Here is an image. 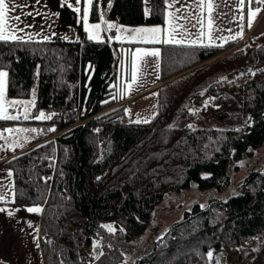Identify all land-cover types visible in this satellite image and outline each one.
Masks as SVG:
<instances>
[{
	"label": "trees",
	"instance_id": "obj_1",
	"mask_svg": "<svg viewBox=\"0 0 264 264\" xmlns=\"http://www.w3.org/2000/svg\"><path fill=\"white\" fill-rule=\"evenodd\" d=\"M49 2L77 40L0 42V70L9 73L6 98L26 101L35 92L31 116L38 109H55L51 120L0 121L37 129L23 132L26 144L8 150L3 166L13 174L8 205L42 208L43 264H87L79 252L95 240L99 247L94 257L103 255L92 264H122L126 259L132 264H214L207 259L208 251L233 249L243 264H264V162L238 190L231 188L240 162L264 145V34L244 50L160 87L156 113L148 123L125 122L123 106H115L118 69L128 64L120 52L140 45L113 42L108 36L91 41L75 12L61 7L59 0ZM148 9L146 16L143 0H93L89 20L163 24V0H148ZM239 42L222 47L157 45L160 82ZM243 69L246 79L238 87L209 85L214 73L230 77ZM199 87H206V96L212 98L206 116L225 121L234 115L239 129L202 124L190 129L183 120L173 124L185 114V99L202 103L203 97L194 95ZM192 186L214 193L207 207L195 205L178 221L156 223L155 213L166 196ZM148 233L151 246L141 254L139 243ZM252 239L254 245L248 247Z\"/></svg>",
	"mask_w": 264,
	"mask_h": 264
},
{
	"label": "rangeland",
	"instance_id": "obj_2",
	"mask_svg": "<svg viewBox=\"0 0 264 264\" xmlns=\"http://www.w3.org/2000/svg\"><path fill=\"white\" fill-rule=\"evenodd\" d=\"M144 5V12L145 8H148V0H143ZM81 12L76 13L77 16L81 17V13L84 7L83 0H81ZM113 23V22H112ZM116 27H119L122 29L121 32L115 33H108V37L111 38L110 40L113 42H119V41H125V42H136L130 39L131 33L127 31H123V29H135L139 26H123L116 24ZM153 26V25H151ZM147 27V25L142 26ZM76 33V32H75ZM39 36V35H38ZM120 36L121 39L117 40L116 37ZM34 38V37H33ZM37 38V37H36ZM41 38V37H38ZM78 38V37H77ZM25 40V39H23ZM41 40V39H40ZM253 41H244L243 43L236 44L233 48H231L229 51L211 59L208 60L200 65H198L195 68H192L172 79H170L169 82H172L174 80L179 79L181 76L185 74H189L192 71L196 70L197 68H204L207 65L211 64L215 60H219L223 58L227 53H234L238 50H244V48L247 45H252ZM137 49H144L139 46L133 48L132 50H126L123 49L122 52V59L125 61V58L128 60L127 66L125 64H122V73L121 76L118 78L117 82V101H123L128 99V101H125L123 105L124 110V117H126V120L128 122L137 123L136 121H140V123H144L145 120L150 121L152 117L156 113V105H157V97H158V91L151 92V93H142L138 94L143 88L146 86H149L150 84L154 83L155 81H160V74H159V64H160V57L154 58L151 56L144 57L143 61H137L134 53ZM125 66V68H124ZM139 67L140 71L139 73L136 72V68ZM246 70L243 69L241 72L233 75V76H227V75H220L217 73H214L210 77V84H215L221 87H238L243 84L244 80L246 79ZM137 75V83H132V76ZM168 82V83H169ZM129 84H131V88H129ZM157 92V93H156ZM201 92L204 93L203 96H201ZM136 95L135 97H132ZM194 95H197L202 98V103L199 105L194 104V100L192 98L185 99L181 105V111H184L185 114H181V116H178L174 121L173 124H180L183 121H186L185 126L189 127L190 129H193L198 124H202L205 127L208 128H221V129H239L240 128V121L236 119L234 115H231V117L225 121H216L214 118L210 116H206V111L209 107L212 105V98L209 96H206V87L198 88ZM132 97V98H131ZM34 96L31 97V99L26 101H32ZM131 98V99H129ZM6 100H11L6 98ZM205 101L208 102L207 107L205 108ZM17 109H19L21 113V117H23V106L18 105L15 108L9 109L10 114H17ZM32 107L29 108V111L31 112ZM193 110L197 111L196 115L191 114ZM14 128V131L12 133L5 132L3 133L1 130L0 132L3 133V137L0 138V191L5 195L7 192L12 191V176L8 177L7 173L10 172L8 169H6L3 166V163L6 161L7 158V151L12 150V148L15 147H23L26 144V136L23 135V132L15 131L16 129H21L20 126H17ZM59 133V132H58ZM58 135L57 133H55ZM54 134V135H55ZM13 141H18L19 144H13ZM26 150V149H25ZM24 149L21 150L23 152ZM264 162V145L263 147L252 157L249 159H244L240 162L239 168L240 170L232 175V185L231 188L234 190H238L241 186L242 181L244 178L250 174L253 171L259 170ZM214 193L212 192H205L200 193L198 192L194 186H192L189 190L183 191L179 194H168L162 204L160 205L159 209L155 213V219L156 223L164 225L169 224L174 221H178L182 218V214L184 211H190L191 208L195 205H198L200 208H206L208 205V199L212 197ZM13 195L11 196V198ZM217 199L219 197H216ZM163 219H165V223L163 222ZM108 225V224H104ZM111 226V225H110ZM107 230V228H106ZM152 236L150 233L146 234L144 238L139 243V253H145L148 251V249L151 246ZM254 240L251 242H248V247H251L254 245ZM98 245L97 241H93V245ZM225 261V264H243L241 255L239 252L235 249L229 251L225 258L223 259ZM94 261V260H93ZM212 262L216 264V254H213V260ZM93 263V262H92ZM91 263V264H92ZM122 264H132V260L126 259L124 263Z\"/></svg>",
	"mask_w": 264,
	"mask_h": 264
},
{
	"label": "crops",
	"instance_id": "obj_3",
	"mask_svg": "<svg viewBox=\"0 0 264 264\" xmlns=\"http://www.w3.org/2000/svg\"><path fill=\"white\" fill-rule=\"evenodd\" d=\"M20 2L26 3L28 7L19 9L16 13H12V14L21 15V18L24 21L23 24H20V27L24 28L25 30L23 32L17 33L19 36L23 37V39L28 40L29 35L34 37L30 41H52V40L75 41L78 39L77 38L78 36L75 33L74 29L70 25H66L60 21L58 9L54 8L50 4L49 0H40L39 4L36 3V0H20ZM216 2L221 5V7L217 9V13H219V15H216V13H214L216 17V25H218L221 30L213 33V40L211 42L208 40L207 13L205 12L203 18L205 35L204 37H202V41H201L204 45H208L209 43H211L212 46L224 45L230 41H234L237 39H240L239 43H243L244 41H248V40L255 41L264 34V5L252 4L250 6L248 4V0H244L243 6L239 4L238 0H227L226 3L225 0H216ZM59 3L61 6L62 0H59ZM186 3L192 5L193 0H186ZM61 7L70 9L66 5ZM176 7H180V5L177 4ZM249 7L253 9H255L256 7L260 8V11L257 14V16L254 18V22L251 27L248 26ZM29 11L33 13L32 16L27 15ZM189 12H191L192 15L195 16V11L192 8H189ZM37 13H39V15ZM165 14L166 13H164L163 24L147 26V27L167 28L168 25L165 24ZM82 15H83V10L81 13V17L79 18L81 20L82 29L85 32ZM241 16H243L244 19L241 20L240 19ZM192 23H194V20L192 21ZM26 24L32 26L25 27ZM88 24L93 25L97 23L90 22L88 18ZM108 24L115 25V23L107 22V21L100 24L101 25V29L99 32L100 42L104 41L106 36H109L108 33L116 32L117 27L108 29L107 28ZM140 27L142 26L136 28H140ZM188 27L191 28V24H189ZM228 29H231V31H228ZM191 30L195 32L197 29H191ZM92 31L93 29L89 27V32L88 33L85 32L87 38L89 33ZM241 32H242V38L236 35L237 33H241ZM45 36L48 37L47 40L43 39V37ZM189 38L195 39V36H191ZM91 41L98 42L96 40H91ZM117 43L122 44V43H131V42L117 41ZM132 43L139 44L140 45L139 47L144 48L145 50L156 49L158 48L157 45H160V44H144L139 42H132ZM122 52H120L121 53L120 56L122 55ZM121 73H122V68L118 69V78L121 76ZM169 81L170 80L165 82L155 81L149 86L143 88L136 95L142 93L155 92ZM136 95L132 97H135ZM125 101H128V99L117 102L115 106L124 104ZM124 121L128 122L126 120V117H124ZM1 124L2 123H0V125ZM2 132L5 133L6 131H2ZM7 159L8 157L5 160ZM0 195L5 196L6 198L5 201L0 202V208H4L6 210L5 212H0V262L4 264H43L41 248H40V221H41L42 211L40 213H30L27 211V208L19 209L9 206L8 203H10L12 200L11 196L13 195V190L11 192L10 191L7 192V194L5 195L0 191ZM13 209H19V211H15L14 215L9 216L7 212ZM29 224H31L32 227H29ZM253 240L254 239L250 241L252 242ZM231 264L234 263L231 262Z\"/></svg>",
	"mask_w": 264,
	"mask_h": 264
},
{
	"label": "snow or ice",
	"instance_id": "obj_4",
	"mask_svg": "<svg viewBox=\"0 0 264 264\" xmlns=\"http://www.w3.org/2000/svg\"><path fill=\"white\" fill-rule=\"evenodd\" d=\"M147 2V0H146ZM227 0H225V3ZM239 4L243 6L244 0H238ZM36 3L39 4L40 0H36ZM163 4L165 7V24L168 25L167 28L162 27H140L135 29H123V31H127L131 33L130 39L139 43L144 44H163V45H173V46H212L211 43L208 45H204L202 41V37L205 35L204 31V13H207V36L208 40L211 42L213 40V33L220 31V27L216 25V15L217 9L221 7L220 4L216 2V0H193V4L189 5L186 3V0H163ZM179 4L180 7H176ZM248 4L251 6L252 4L256 5H264V0H248ZM67 6L75 13L81 12V0H62L61 6ZM84 7H83V15L82 20L84 23V30L86 33L89 32V27L93 29L92 32L89 33L88 39L89 40H96L100 42V29L101 25L99 23L89 25L88 18L91 6L93 5V0H84ZM24 7H28L26 3L20 2V0H0V42L8 43V42H27L23 40V37L19 36L18 32H23L25 29L20 27V24H23L24 21L21 18V15L16 14L13 15L12 13H16L19 9ZM189 8H192L195 11V16L189 12ZM260 8L256 7L255 9L249 7L248 10V26L251 27L254 18L259 13ZM151 10L145 8V15H150ZM39 15V13H37ZM28 16H32L33 13L29 11L27 13ZM58 15V14H56ZM226 15V14H225ZM240 19H244L243 16ZM194 20V23L192 21ZM183 21V22H180ZM191 24V28L188 25ZM32 25H25V27H31ZM116 27L113 24H108L107 28L112 29ZM191 29H197L193 32ZM117 32H121L122 29L117 27ZM231 31V29H228ZM238 37L242 38V32L236 34ZM195 36V39H190L189 37ZM33 37L31 35L28 36V41L32 40ZM43 39L47 40L48 37L45 36ZM111 39V38H109ZM117 40H120L121 37L117 36ZM218 47H222L223 45H217ZM137 61H143L144 57H154L159 58L161 55L160 49H137L134 53ZM139 67L136 68V72L139 73ZM254 74V73H253ZM8 77L9 73L7 71L0 70V120L2 121H15L21 118V113L19 109H17V114H10L9 109L15 108L17 105L23 106V119H35L39 121L51 120L52 115H45L43 111L39 112L36 116H31L29 108L35 106V100L32 101H22V100H6V93L8 89ZM137 75L132 76V83H137ZM129 88H131V84H129ZM204 93L201 92V96ZM33 96H35V92H33ZM205 108L207 107L208 102L205 101ZM193 115L197 114L196 110H193ZM54 115V114H53ZM140 123V121H136ZM148 120H145L144 123H148ZM191 127V125H189ZM4 131L8 133H12L14 129L7 128ZM15 131L19 132H37V129H16ZM48 131H55V128H49ZM3 137V133L0 132V138ZM13 144H19L18 141H13ZM13 174L12 172H8L7 176L11 177ZM5 196L0 195V202L5 201ZM4 208H0V212H5ZM15 211H19V209L9 210L7 214L9 216L14 215ZM27 211L30 213H40L42 209L40 207H29ZM29 227H32L29 224ZM102 227L107 228L109 232L113 231L110 225H102ZM94 248H98L99 246L94 244ZM103 255V252H98L97 255L94 257L99 259L100 256ZM207 259L209 262L213 260V252H207ZM221 258H216V264H220Z\"/></svg>",
	"mask_w": 264,
	"mask_h": 264
},
{
	"label": "built area",
	"instance_id": "obj_5",
	"mask_svg": "<svg viewBox=\"0 0 264 264\" xmlns=\"http://www.w3.org/2000/svg\"><path fill=\"white\" fill-rule=\"evenodd\" d=\"M43 111L45 113V115H53V113L55 112L54 108H49V109H38L37 111V115L39 114V112ZM17 122H21L24 121L23 117H21L19 120H16ZM77 124L72 125L71 127L60 131L59 133H57L58 135L63 134L65 132H67L68 130H70L72 127L77 126ZM14 127V123L13 122H7V123H3L0 125V130L4 131L7 128H13ZM58 135H53L52 138H55ZM80 256L82 257V259L84 260L85 263L87 264H91L94 260V249L91 246H84L82 247V249L79 252Z\"/></svg>",
	"mask_w": 264,
	"mask_h": 264
},
{
	"label": "water",
	"instance_id": "obj_6",
	"mask_svg": "<svg viewBox=\"0 0 264 264\" xmlns=\"http://www.w3.org/2000/svg\"><path fill=\"white\" fill-rule=\"evenodd\" d=\"M69 137H70V135H69ZM226 255H227V252L221 250V251L216 253V258H221L222 259V257H225ZM221 259H220V264H222V260Z\"/></svg>",
	"mask_w": 264,
	"mask_h": 264
},
{
	"label": "bare ground",
	"instance_id": "obj_7",
	"mask_svg": "<svg viewBox=\"0 0 264 264\" xmlns=\"http://www.w3.org/2000/svg\"><path fill=\"white\" fill-rule=\"evenodd\" d=\"M224 258H225V257H222V259H221V260H222V264H225V261L223 260Z\"/></svg>",
	"mask_w": 264,
	"mask_h": 264
}]
</instances>
